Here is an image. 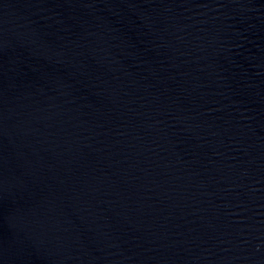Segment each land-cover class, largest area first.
Segmentation results:
<instances>
[{
	"label": "water",
	"instance_id": "1",
	"mask_svg": "<svg viewBox=\"0 0 264 264\" xmlns=\"http://www.w3.org/2000/svg\"><path fill=\"white\" fill-rule=\"evenodd\" d=\"M0 264H264V0H0Z\"/></svg>",
	"mask_w": 264,
	"mask_h": 264
}]
</instances>
